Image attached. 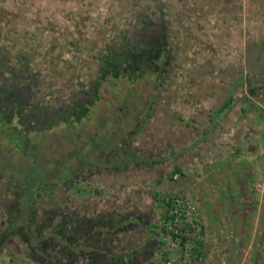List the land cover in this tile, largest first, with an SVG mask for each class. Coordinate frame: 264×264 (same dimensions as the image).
Wrapping results in <instances>:
<instances>
[{"label": "rangeland", "instance_id": "rangeland-1", "mask_svg": "<svg viewBox=\"0 0 264 264\" xmlns=\"http://www.w3.org/2000/svg\"><path fill=\"white\" fill-rule=\"evenodd\" d=\"M0 10L21 18L17 22L0 21V47L6 52L4 55L0 51V264H48L38 259L47 252L55 254L48 246L49 234L59 226L45 224L54 206L76 207L87 222L102 216L104 226L113 220L114 213L119 215L128 206L133 211L131 215L139 218L140 225L127 227L132 237L124 239L126 244L120 240L116 247L112 246L114 233H102L96 236L105 247H98V261L80 257L75 264H114L106 248L110 252H133L146 247L154 256L145 263L168 257L179 264L185 254L189 259L190 247L194 246L192 231L188 229L181 244L174 246L167 225L174 199L184 196L191 200L187 175L178 171L171 148L175 126L179 124L172 107L175 80L180 77L177 67L180 59L189 62V51L196 48V65H208L207 60L219 62L216 65H225L219 76L236 79L232 100L254 99L251 107L264 113V85L258 81L253 84L254 77L264 73V53L260 49L255 54L254 50V42H264V0H2ZM51 34L55 38L54 50L44 52L43 44ZM160 36L167 37L170 48L167 63L157 76L154 65L147 69L140 55L152 50L151 42ZM15 50L20 60H15V65H1L11 60ZM34 62L47 65L39 68ZM127 62L132 64L124 65ZM187 68L182 70V76L190 71ZM160 78L165 81L160 82ZM79 108L84 110L82 122L93 117L94 123L90 120L93 124L88 123L86 130L84 124L80 125V131L72 126L67 134L64 119ZM11 124L16 128L10 129ZM34 125L36 130L45 128V132L25 134L40 140H36L35 154L32 147H25L23 156V132ZM113 127L116 135L112 145L102 146V153L92 157H110L117 162L125 154L124 170L106 172L85 163L79 167L73 161L72 172L83 176L81 181L71 182L79 190L74 195L70 187L64 186V179L54 177L66 169L62 167L69 161L66 158L88 157L87 152L100 141L99 136L104 137V131ZM14 130L16 134H12ZM8 132L11 134L4 136ZM9 139H14V151L5 147ZM113 149L116 155H112ZM55 157L63 159L61 169H56ZM14 165L20 169L15 174L25 179L29 175L32 181L39 177L48 181L32 190L31 206L23 212L24 221L19 220L22 225H17V207L25 194L10 169ZM112 192L119 196L123 193L121 202L116 199L112 203ZM136 199H140V208ZM159 199L170 204L160 207ZM69 216L67 221H76ZM68 223L63 225L68 234H84L75 223L69 224L72 227ZM231 232L236 235L231 229L228 238ZM43 238L47 240L40 242ZM78 244L83 245L80 249L88 247L84 242ZM263 254L264 248L259 252L261 262Z\"/></svg>", "mask_w": 264, "mask_h": 264}, {"label": "crops", "instance_id": "crops-1", "mask_svg": "<svg viewBox=\"0 0 264 264\" xmlns=\"http://www.w3.org/2000/svg\"><path fill=\"white\" fill-rule=\"evenodd\" d=\"M195 49L189 51L191 60L180 59L177 67L180 77L175 80L172 107L179 124L171 147L178 171L187 175L189 197L198 207L200 219H194L203 226V239L198 242H202V249L196 242L194 261L222 264L226 259L231 264H263L259 252L264 248V191L256 192L254 183L264 182V113L251 107L254 99L232 100L236 79L221 78L225 65H216L219 62L207 60L208 65H196ZM186 68L190 71L182 76ZM121 194L112 192V203L116 199L121 202ZM231 229L236 235L228 238ZM131 237L132 233L121 230L112 246L120 240L126 244L124 239ZM145 250L126 252L130 261L125 264L153 259L154 255L146 256ZM120 252L112 250L114 264H122L116 255Z\"/></svg>", "mask_w": 264, "mask_h": 264}, {"label": "flooded vegetation", "instance_id": "flooded-vegetation-1", "mask_svg": "<svg viewBox=\"0 0 264 264\" xmlns=\"http://www.w3.org/2000/svg\"><path fill=\"white\" fill-rule=\"evenodd\" d=\"M1 1L2 0H0V2ZM18 16H19V14L17 15L16 13L15 14H6V13H3V12L2 13L0 12V21H2V22H4V21L5 22L6 21L7 22L8 21L17 22V21L21 20V18H19ZM17 17H18V19H17ZM159 31L163 32L161 30H159ZM35 34L36 33H34V34L30 33L31 36H34ZM2 36H3V31H2ZM156 38L158 39L157 41L151 42V44L154 45V48L152 50H150V51L142 52L140 56L142 57V63H143V60H145L144 66H147V69L150 68V65H154V67H153L154 73L158 76L159 75V71L162 69L163 65H166V63H167V60L169 58L168 57L169 55L167 53H169L168 49L170 47L168 45V41L166 40V38H167L166 36H160V37H156ZM54 39L55 38H53V35H52L51 39H47V41L43 44L45 46V48H46V50H44V52H48V53L49 52H53L54 46H55ZM50 40H51V42H50ZM0 45H1V43H0ZM254 45L256 46V49H254L255 50V54H259L260 53V49H261V52L263 51V53H264V42L257 41V42H254ZM0 51H1V47H0ZM2 54L5 55L6 52L5 53L2 52ZM19 56L20 55L15 50V51L12 52L11 60L10 61L6 60V63L4 62L1 65H15L16 64L15 60H17V59L20 60ZM3 58H4V56H3ZM158 60H160V61L158 62ZM156 61H157V63H156ZM22 64H24V63H22ZM34 64L37 65L39 68H40V65H47L46 63L42 64V63H39V62H37V63L34 62ZM130 64H132V63H130V62L124 63V65H130ZM62 65H66V64H62ZM134 68L138 69L137 67H132V69H134ZM241 80H243V78ZM255 81H258L259 85H264V73H263V75L261 77L259 75L254 77L253 84L255 83ZM77 83H79L78 80H77ZM77 86L79 88L78 84H77ZM88 107H90V106L88 105ZM83 114H84V110L79 108V109H77L76 112L71 114L70 118L67 117V119H64V121L65 120L66 121L64 122L65 124L63 125V128H64V130H67V134H68V128H71L72 126L76 125L75 128L78 127L79 131H80L81 128H83V126H80V125L84 124L85 130H86V125L88 123H91V124L94 123V121H93L94 118L93 117L90 119V120H92L93 123L90 120H88L87 123H83L82 122L84 120L83 119ZM2 116H3V114H2ZM5 116H3V117H5ZM110 117H111V120H112V114L110 115ZM8 122L10 123L9 120H8ZM13 125L14 124L9 125L10 129L11 128H16V126L14 125V127H13ZM34 127H35V125L32 128H28L27 127L28 130L26 129V130H24L25 132H23L24 136H25V134L27 132L31 133V132L35 131L36 134H39L41 132H45V128H44V130H42L43 128H40L39 130H36ZM116 127H117V125H116ZM116 127H113V128L108 129V130H105L104 131V135H105L104 137L101 138V136H99L100 141L97 142L96 146H94L92 149H90L87 152L88 157H86V158L83 157V159H81V156L80 157L79 156H74V157L66 158L69 161L65 164V163H62L63 159L61 160V157H55L54 159H55V162H56V166H55L56 169H61L60 165H62V164H65V165H62V167L66 166V169H63L62 170V174L59 175V176H55L54 178H57V179L59 178L61 180L64 179V180H62L64 182V184H65L64 186L70 187L72 192H74V195H78L79 194V192H78L79 190H77L76 187L73 186L71 182L75 183V182L81 181L83 176L80 178L79 177L80 175L77 172L76 173L72 172L73 169H71L70 167H72L71 165H73L75 162L77 163L76 166L78 165L79 167H81L80 163H85V164H88L90 166L96 167L98 170L103 168L102 170L106 171V172H112V171H115V170H119L117 172H121L122 170H124V165H125L126 160H127L125 158L127 155L125 156V154L121 155L120 158H119V161H117V162L112 161V159H110V157H108L105 160H99V159H96V158L92 157V154L94 155L96 153L97 154L98 153L99 154L102 153V149H101L102 146L103 147H106V146L109 147V146L112 145V139L116 135ZM48 129H52V127L49 126ZM11 132H12V134H16L17 133L15 130L11 131ZM70 132H71V134L73 136L77 135L76 132H74V131H70ZM97 132L100 133L99 135H102L101 131L97 130ZM10 134L11 133L8 132L4 136L10 135ZM25 138H26L25 142L21 143V145L24 148V149H22L23 150V152H22L23 156L26 155L25 154V150H26L25 147L27 149H28V147H32V150L34 152L33 154H35L36 153L35 150H37V147H38L37 142L40 140V138L37 139L36 135H35L36 139L35 138L30 139L29 137L27 138V135L25 136ZM11 140L9 139L8 143L5 144V147H10L11 150L14 151L15 148H14L13 143H15V142H13L14 139H11ZM36 140H37V142H36ZM113 151H114V153L112 155H116L117 154L116 149L115 150L113 149ZM17 154H19V152ZM137 159L141 160L139 158H137ZM73 161H75V162H73ZM48 165H49V163H48ZM52 168H54V167H52ZM65 171H66V174L63 175V173ZM12 174L15 175L16 178H20V177H17L15 172L12 173ZM84 174L85 173H83V175ZM18 176H19V174H18ZM27 176L30 177L31 180H33L32 176H29V175H27ZM23 177H24V175H23ZM18 182L21 185V182H20L19 179H18ZM22 191L25 194V196H24L25 198L23 199V201H18L19 202V206L17 207V209H18V212H19V219L17 221V225H22V223L24 221V213L23 212H25L24 210L27 208V206H29V207L31 206L30 199H31L32 190H28V187L26 185H24V186H22ZM135 202L137 203V204L135 203L137 206L141 203L140 199H136ZM140 206H141V204L139 205V208H140ZM53 208H55V209L54 210L50 209L49 213H47V219H46V223L45 224L46 225L59 226V227L55 228L56 232L51 231L50 232L51 234H49V238L50 237L51 238L49 240V245L48 246L51 247V252L53 251V253H55V254L51 255V253L47 252L44 255L42 254V256L40 255L41 259H38V260L41 263L48 262V264H50L51 262H53L55 264H75L76 262H78V260H80V257L81 258L84 257L86 259L89 257L90 260L98 261V259H96V258L98 257L99 252H100V250H104L105 247H101L102 245H100L101 243H99V241H98L99 237L96 239V236H98L100 234L102 236V233H105V232L106 233H112V236H113V233L115 235L116 233H120L121 230H126V232H127V227H130V229H132L131 228L132 225H140V224H138L139 218L138 217H133V215H131V213L133 211L131 210V207H129V206L127 208H123L124 211L120 212L119 215L114 213V217L112 216L113 220L112 221H107L106 226H104V223H101L102 216H99V217H96V218L92 217L91 218L92 221L87 222L85 216L83 217V215L80 213V211L76 207H73V208L69 207L67 209H64L62 207L54 206ZM107 213H109V212H107ZM69 214H70L69 217L71 219H75L76 221H73V222H72V220H71V222L67 221V218H68ZM133 218L135 219V221L134 220L132 221ZM21 219L23 221L19 222V220H21ZM56 219H59V221L55 222ZM66 223H68L67 225L69 227H72V226L69 225L70 223H75L73 225L76 226L77 230L83 229L84 234L82 236H80L78 233H72L73 235L71 233L68 234V230L66 231L67 228L63 227V225H65ZM61 225H62V227H61ZM85 225H87V226L85 227ZM139 230H140V228H139ZM137 231L138 230H136L135 233H137ZM140 231H142V230H140ZM84 237H85V240L81 241L82 238H84ZM44 239L47 240V238H43L42 240H40V242H43ZM88 240H90V241H88ZM81 242H84V244L88 246V247H86L87 250L85 249V247L80 249V247L83 246V245L78 244V243H81ZM37 244L38 243L36 242L35 246L37 248H40V247H38L39 245H37ZM98 247H100V250H99ZM37 248H35V249L37 250ZM106 249L107 250H105V251H107L109 253H112V252H110V250L108 248H106ZM80 251H81V253H79ZM150 252H151L150 250H146L145 251L146 256H149ZM125 253H126L125 249H122V251L120 253L116 254L117 257L120 259L119 261L122 264H125L126 262L130 261V259L128 257L130 255V253L129 254L128 253L125 254Z\"/></svg>", "mask_w": 264, "mask_h": 264}, {"label": "built area", "instance_id": "built-area-1", "mask_svg": "<svg viewBox=\"0 0 264 264\" xmlns=\"http://www.w3.org/2000/svg\"><path fill=\"white\" fill-rule=\"evenodd\" d=\"M175 177H177V175H175ZM254 190L256 192H263L264 182L261 181L255 182ZM168 213H169V221L167 225L171 230L173 236L172 244L174 246L181 244L182 239L186 235L188 229L192 231V234H190V236L194 240L193 242L194 246L196 242L198 243L202 241L204 234L202 223L197 218L196 221L194 219V217L198 216V207L195 204V202L193 203V201L189 199L187 200L186 198H184V196L177 197L176 199H174ZM229 236L232 238L235 235L233 234V232H231ZM194 246L193 248L190 247L189 250L191 257L187 259L185 254L182 259V262H180L179 264H200L198 261L196 262L194 261V256H193L195 255ZM221 263L231 264V262H228L226 259L224 260L222 259ZM144 264H175V263L171 258H167L165 260H161L160 263H157L155 261L154 263H144Z\"/></svg>", "mask_w": 264, "mask_h": 264}, {"label": "trees", "instance_id": "trees-1", "mask_svg": "<svg viewBox=\"0 0 264 264\" xmlns=\"http://www.w3.org/2000/svg\"><path fill=\"white\" fill-rule=\"evenodd\" d=\"M250 92H252V93H255V90L254 89H252V88H250ZM7 148H9V149H11L10 147H7ZM13 151V150H12ZM19 165H14V166H11V170L13 171V172H19V170H17L19 167H18ZM16 170V171H15ZM19 174V173H18ZM17 175V174H16ZM17 177H20V178H18L19 180H20V182H21V184H22V186H24V185H26L27 187H28V190H37L38 188H40V187H42L43 185H44V183L45 182H47L46 181V179L45 178H38L36 181L34 180V181H32L31 179H30V177H27L26 179L23 177V175H20L19 174V176L17 175ZM24 178V179H23ZM170 204V202H167L166 201V199H159V206L160 207H163V208H166V206L167 205H169ZM200 246V247H199ZM199 246L197 247V248H199V249H202L201 247H202V242L199 244ZM167 254V253H166ZM199 254H197V259H199ZM168 257H166V258H164V259H160V260H157L156 262L157 263H160L161 262V260H165V259H167ZM150 263H154L153 261L152 262H150Z\"/></svg>", "mask_w": 264, "mask_h": 264}]
</instances>
